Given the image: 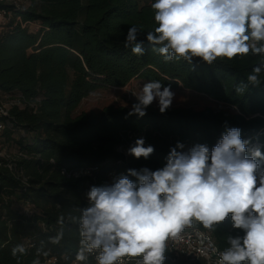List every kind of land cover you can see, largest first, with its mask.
<instances>
[{
    "label": "trees",
    "instance_id": "obj_1",
    "mask_svg": "<svg viewBox=\"0 0 264 264\" xmlns=\"http://www.w3.org/2000/svg\"><path fill=\"white\" fill-rule=\"evenodd\" d=\"M16 12L24 21L40 22L37 32L12 22L0 33V92L19 104L0 115L5 130L0 144L23 151L9 157L28 179L24 183L9 168L0 167V264H32L48 248L51 255L75 258L80 248L78 217L88 204L85 184H111L117 170L162 168L177 142L184 151L196 144L210 150L228 128H239L250 147L264 152V71L258 86L247 84L252 69L264 57L251 55L218 59L209 65L200 58L165 62L152 52L147 31L157 26L154 0H25ZM6 5L0 2V9ZM132 25L142 26L137 42L144 54L133 55L124 42ZM135 79L159 80L171 90L183 88L205 95L224 108L171 105L163 114L151 104L146 115H128L130 106L107 105L99 111H78L81 102L104 87L123 89ZM138 138L155 151L147 159L128 154ZM179 150V149H178ZM83 167L94 176L75 177ZM136 181V177L128 176ZM90 190V189H89ZM29 204L30 213H22ZM63 215V226L57 223ZM193 226H201L199 222ZM63 230L58 244L52 237ZM220 248L229 236H242L230 218L211 231ZM31 239L34 247L13 256L11 250ZM27 256V260L24 258ZM164 264H187L164 261Z\"/></svg>",
    "mask_w": 264,
    "mask_h": 264
},
{
    "label": "clouds",
    "instance_id": "obj_2",
    "mask_svg": "<svg viewBox=\"0 0 264 264\" xmlns=\"http://www.w3.org/2000/svg\"><path fill=\"white\" fill-rule=\"evenodd\" d=\"M151 9L157 26L146 39L165 62L192 64L200 58L211 65L249 54L264 57V0H154ZM142 31L132 25L124 42L136 56L144 54L137 42ZM262 71L264 62L248 74L247 84L236 86V93L258 86ZM133 95L137 103L128 115L143 117L154 101L165 113L175 93L155 80ZM249 145L239 128H228L211 150L196 144L184 151L177 142L162 168L129 169L111 184L91 186L87 206L69 218L79 225L76 261L98 253L97 264H123L125 257H140L138 264H164L167 241L177 240L194 221L214 231L230 218L243 235L228 237L230 246L219 253V264H264V152ZM154 151L138 138L128 154L147 159ZM64 222L61 215L57 223ZM63 235L61 228L51 242L58 244ZM25 253L23 244L11 250L14 257Z\"/></svg>",
    "mask_w": 264,
    "mask_h": 264
},
{
    "label": "built area",
    "instance_id": "obj_3",
    "mask_svg": "<svg viewBox=\"0 0 264 264\" xmlns=\"http://www.w3.org/2000/svg\"><path fill=\"white\" fill-rule=\"evenodd\" d=\"M6 6L0 9V29L8 31L12 22L20 24L23 28H27L31 31V26H35L37 22L24 21L22 17L16 16V12L20 9L27 8L28 3L25 0H0ZM40 29V24L34 32ZM33 31V30H32ZM10 108L0 106V115H7ZM5 130V123L0 120V139L2 138ZM18 157L25 158L27 154L23 151L16 152ZM0 167L9 168L19 179L24 183L28 182V179L24 177L23 171L18 170L15 163L9 161V157L0 152ZM93 167H83L74 174L75 177L80 176H94ZM122 174L117 170H113L109 173V182L112 183L117 177ZM92 186V180H89L85 184L84 195L87 194ZM32 211V210H31ZM30 208L25 207L24 212L30 213ZM28 247H34V243L31 239H28ZM224 251L220 248L216 242V239L211 231H208L201 226H192L186 228L184 232L180 234L177 240L169 239L167 241V248L165 252L166 259L168 262L175 263H187V264H198L204 262L207 264H219V253ZM98 253H92L88 255V259L84 262H78L75 258H66L65 255L61 256H50L44 264H97L96 255ZM140 257H125L123 264H138Z\"/></svg>",
    "mask_w": 264,
    "mask_h": 264
},
{
    "label": "rangeland",
    "instance_id": "obj_4",
    "mask_svg": "<svg viewBox=\"0 0 264 264\" xmlns=\"http://www.w3.org/2000/svg\"><path fill=\"white\" fill-rule=\"evenodd\" d=\"M28 5H26L27 7ZM38 24L40 22H37L35 26H31V31H35ZM3 30L0 29V33ZM148 81L142 80V79H135L133 80L130 85L123 89L119 88H113V87H104L96 90L93 92L89 97L85 98L80 106L78 107V111H99L102 108H104L107 105H123V106H130L131 102L136 100L135 95L133 94H139L141 88L143 87V84ZM175 93L172 105H183V106H192L194 108H202L205 106H214L216 108H224V105L219 104L218 102L208 98L205 95L198 94L194 91H188L183 88L172 90ZM19 100L14 95H7L0 92V106H4L5 108H11L15 104H19ZM155 106H158V102L154 101L152 103ZM0 152L7 155L8 157L16 155V152L18 150L14 147H10L8 144H0ZM25 207L30 208L31 206L27 204L26 206L22 207V213L24 212ZM28 240L25 242V248L27 251L28 247L27 245ZM51 255V253L48 251V248L44 250L43 252L39 253L37 255L36 260L38 259L40 264H44L46 259H48ZM62 257V256H61ZM66 258H68L67 255H65ZM27 260V256L24 258V261ZM198 264H207L204 262H200Z\"/></svg>",
    "mask_w": 264,
    "mask_h": 264
}]
</instances>
